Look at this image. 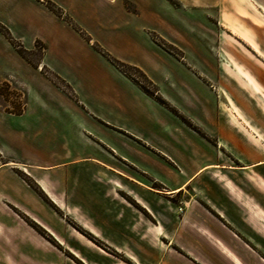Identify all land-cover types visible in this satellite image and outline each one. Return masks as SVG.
I'll use <instances>...</instances> for the list:
<instances>
[{
    "label": "crops",
    "instance_id": "obj_1",
    "mask_svg": "<svg viewBox=\"0 0 264 264\" xmlns=\"http://www.w3.org/2000/svg\"><path fill=\"white\" fill-rule=\"evenodd\" d=\"M28 1L31 6L19 14L23 27L34 29L32 43L27 46L31 48L36 39L43 41L47 46L45 64L66 77L82 96L79 81L61 73L47 58L52 50L80 38L43 2ZM55 1L109 50L119 46L136 52L140 48L141 41L133 39L132 29L125 22L123 27H115L120 30L113 39L100 33L104 19L125 17L122 10L115 12L112 5L116 0H96L90 7L81 5L84 0ZM127 1L137 11L131 12ZM153 1L124 0L123 9L148 23L168 25V14L156 11ZM105 7L106 11L96 10ZM251 7L254 10L255 6ZM152 27L147 25L142 35L158 50L149 39ZM129 61L155 79L150 62L144 66ZM117 70L136 97L126 99L122 91L108 86L101 93H87L97 105L143 125L147 134L126 123L118 122L115 129L101 125L122 138L125 148L111 144L103 147L85 136V145L75 150L63 146L62 153L58 144L53 146L52 140L42 135L41 112L26 104V90L12 78L0 80L20 88L26 104L21 114L0 107V261L264 264V113L251 114L256 123L228 124L216 107L217 93L204 85L215 101L209 96L198 98L202 133L181 125H152L148 120L154 119V113L145 109L149 104L154 108L158 105ZM35 71L42 70L39 67ZM60 94L64 102H71ZM78 104L94 119L97 116L113 123L83 97ZM83 146L113 154H88Z\"/></svg>",
    "mask_w": 264,
    "mask_h": 264
},
{
    "label": "rangeland",
    "instance_id": "obj_2",
    "mask_svg": "<svg viewBox=\"0 0 264 264\" xmlns=\"http://www.w3.org/2000/svg\"><path fill=\"white\" fill-rule=\"evenodd\" d=\"M39 1L49 9L46 2ZM51 1L62 7L64 13L91 38V41L85 38L69 22L61 18L73 28L80 39L76 41L72 38L58 50H52L47 57L61 73L73 81L80 82L77 83L82 96L66 77L45 64L47 46L43 41L36 39L31 48L27 46L32 43L34 29L23 27L19 14L26 7L31 6L28 0H0V24L6 26L13 37L29 49V60L39 66L36 67L26 60L0 30V80L3 77L12 78L18 87L26 90V104H30L31 109L41 112L42 135L45 140H52L50 143L53 146L58 144V150L62 153L65 152L62 150L63 146L75 150L85 145L87 143L83 142L85 136H87L86 140L99 143L103 147L111 144L116 148H125L123 139L106 128L115 129L114 126L118 122L126 123L147 134L142 124L132 123L120 117L116 110L112 111L100 103L97 105L94 97L88 95L87 91L101 93L108 86L122 91L119 93L126 99H131L127 96L136 97V94L130 90L133 87L122 79L118 68L95 47V43L118 59L132 65L134 63L130 62V59L144 66H146L144 62H150L149 69L155 79L138 67L154 82L158 90L157 95L166 104L149 95L139 84L124 74L140 88L143 95L151 97L158 105V108H154L149 104L145 109L154 113V119L149 117L148 120V123H153L152 125L162 122L170 126L190 127L201 132L199 125L202 123V117L199 113L198 98L209 96L213 102L215 101L214 96H210L211 92H208L204 85L217 93L216 107L228 124L244 126L250 122L256 123L251 114L264 113V0H154V9L168 14V25L148 23L144 18H137L131 13L137 11V8L130 1L125 5L131 12L126 8L123 9L124 0H116V4L112 5L116 7L115 12L122 10L125 17L118 20L116 17L115 20L104 19L100 33L106 39H113L115 32L120 30L116 28L123 27L124 22L129 24L127 27L132 29L133 39L141 41L140 48L136 44V49L139 48L136 52H131L129 48H118L119 46L114 47V51L109 50L74 20L63 6L55 0ZM93 1L96 0H84L81 1V5L90 7ZM251 5L255 6V11ZM106 9L105 7L96 10L106 11ZM108 11L113 14L112 10ZM1 18L9 20L11 25L6 24ZM147 25L153 26L150 28L152 31H149V39L152 38L158 50L142 35ZM182 34L185 35V39L182 38ZM161 49L171 54L166 55ZM39 67L41 73L35 71ZM129 72L154 92L155 87L149 85L140 72L133 69ZM55 75L65 82L57 79ZM67 84L75 93V97L69 95ZM60 93H64L71 102H64ZM22 95V90L10 82L0 83V107L7 111L10 110L9 112L15 114L24 111L26 104ZM82 97L93 109L95 108V111L107 115L114 124L107 123L101 117L95 116V120L93 116H89L85 108L78 104ZM143 97L142 103L145 99ZM21 108L22 112L18 113ZM92 147L83 146L82 149L87 150L88 154H101L107 157L113 154L101 148L100 151H91ZM0 264L3 263L0 261Z\"/></svg>",
    "mask_w": 264,
    "mask_h": 264
},
{
    "label": "trees",
    "instance_id": "obj_3",
    "mask_svg": "<svg viewBox=\"0 0 264 264\" xmlns=\"http://www.w3.org/2000/svg\"><path fill=\"white\" fill-rule=\"evenodd\" d=\"M44 2L47 3L49 9L51 11H53V13H55L58 17L66 20L67 22H69L82 36H84L85 38H89V40L91 41V38L89 37V35H87V33L85 31L82 30V28L80 26H78L72 19L70 16L66 15L64 13V10L62 9V7H60L59 5H57L55 2L51 1V0H43ZM0 30L5 34V36L8 38V40L15 46V48L18 50V52L26 59L28 60L31 64L35 65L36 67L39 66V64H35L34 62L30 61L29 58H28V54L30 53L29 52V49H27L21 42L17 41L13 35L11 34L10 30L0 24ZM95 47H97L119 70H121L123 73H125L127 76H129L133 81H135L137 84H139L143 90L145 92H147L149 95L151 96H154L156 97L157 99H159L162 103H165L166 102L161 99L157 93H158V90L156 88V85L154 84V82L148 77V75L141 69L139 68L138 66L136 65H132L130 63H127L125 61H122L120 59H118L117 57L113 56L110 52L106 51L105 49H103L98 43H95ZM45 48V47H43ZM137 70L138 72H140L145 80L147 81V83H149V85H153L155 87V90L154 92H152L148 87H145L144 83L141 82L140 80H138L137 78H135L132 74H130L129 70ZM55 77L57 79H59L60 81H64L62 80L58 75H55ZM65 82V81H64ZM68 88H69V95L71 97H75V93L73 92V90L71 89L70 85H68ZM22 108L17 111L18 113L19 112H22ZM10 111V110H9ZM12 112V111H11ZM13 112H16V111H13ZM35 228H39L37 226V224L35 223H31ZM42 232V231H41ZM43 234H46L45 232H43Z\"/></svg>",
    "mask_w": 264,
    "mask_h": 264
}]
</instances>
